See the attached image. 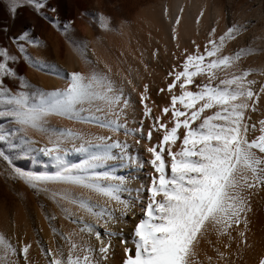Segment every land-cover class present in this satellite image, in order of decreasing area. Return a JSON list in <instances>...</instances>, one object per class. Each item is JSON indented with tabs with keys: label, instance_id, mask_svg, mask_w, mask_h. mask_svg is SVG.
Wrapping results in <instances>:
<instances>
[{
	"label": "snow or ice",
	"instance_id": "obj_1",
	"mask_svg": "<svg viewBox=\"0 0 264 264\" xmlns=\"http://www.w3.org/2000/svg\"><path fill=\"white\" fill-rule=\"evenodd\" d=\"M3 4L0 32L6 37L7 20L15 21L18 8L28 5L62 32L86 66V70L69 71L33 55L28 46L39 47L41 40L30 24L10 37L15 53L0 45V160L8 165L12 178L37 195L48 194L62 218L75 225L62 231L63 225L58 228L54 223L55 214H44L54 237L53 247H47L38 236L35 241L44 264H108L114 252L113 237L122 248L119 264H204L198 258L199 249L202 243L212 247V235L217 243L227 237L224 249L235 239L241 256L245 248H251L247 236L251 198L264 188V117L253 121L251 113L259 111L264 79L250 77H264V67L239 63L243 56L257 51L251 43L230 53L224 51L228 42L247 31L249 21L227 24L219 34L213 24L202 48L192 41V49L181 50L178 61L174 52L177 62L167 72L164 87L157 88L166 103L154 114L149 84L144 83L138 91L131 69L127 75L119 67L114 72L112 64L90 58L88 41L75 34L73 22L66 20L61 29L58 5L50 0H3ZM196 19L199 22L200 17ZM179 20L177 15L176 23ZM89 23L103 31H119L103 13L91 14ZM171 39H177L175 23ZM151 55L155 58L156 50ZM21 60L64 80V85L45 89L33 84L18 71ZM144 67L147 70L146 64ZM7 80L13 81L14 87H9ZM133 93L138 95L141 111L140 119L132 121L137 126L130 127L128 113L135 112ZM52 116L109 133L123 132L125 137L138 136L135 144L145 140L149 158L145 161L127 139L50 125ZM30 130L45 134L47 144L37 149ZM154 134L157 142L152 143ZM69 147L84 153L85 158L79 164L63 166V154ZM34 151L61 162L59 170L35 172L15 165L16 159ZM145 163L150 167L147 183L134 189L135 197L124 198L123 194L133 189L114 169H142ZM133 201L140 206L138 219ZM113 203L117 207H112ZM129 215L133 219L130 233L109 229L117 220L126 223ZM12 226L15 228L14 221ZM56 237L62 243L56 244ZM32 244L23 237L17 240L15 232L11 236L0 232V264H36L30 257ZM213 251L219 261H226L229 255L215 247ZM205 260L215 264L212 257L205 255ZM254 264H264V251Z\"/></svg>",
	"mask_w": 264,
	"mask_h": 264
},
{
	"label": "rangeland",
	"instance_id": "obj_2",
	"mask_svg": "<svg viewBox=\"0 0 264 264\" xmlns=\"http://www.w3.org/2000/svg\"><path fill=\"white\" fill-rule=\"evenodd\" d=\"M162 1L163 0H50L51 3L58 5V12H59L58 23L61 26V29L63 23L66 20H71L73 22L72 27L75 30V34L79 38L88 41L89 49H97L100 45L104 43V55H105L104 60L107 59L108 61L106 60V62L112 64L114 72L116 67L122 69L121 71H123L126 75L128 74L129 69H131V72H133L131 73V75L134 74L136 70L141 71L143 76L141 75V73L140 75L144 78L143 84L144 83L149 84V97H150V104L152 106L153 113L156 108L159 109L161 106H163V104L166 103V99H164L165 96L162 93L159 95L157 94V88L164 87L165 85L164 78L166 77L167 72L171 70L170 61L172 59V55H171L172 48H170L171 46L168 43L166 44L163 41V37L160 38L162 33L160 30H158L160 29L159 23L157 21L156 16H154V14H156L157 10L160 7V4H162ZM209 1L211 2L210 4H213V6H217L220 10H223L222 13L224 17H226L224 20V25L216 27L218 28L217 34L222 32L227 24H230L235 21H240V22L249 21V23L247 24V31L243 32L234 41L228 42L225 45L224 51L226 53H230L235 51L239 47H247L249 43H252V46L257 51L243 56L239 63L241 64L242 67H257V68L262 67L260 64L262 63V61H264V38H262L259 35V32L261 31L260 29L262 27L264 28V0H209ZM3 8H4L3 0H0V17L3 14L2 11ZM81 12H86L89 15L81 16L80 15ZM96 12L103 13L111 17L112 24L114 26H119V31H103L99 29L97 24L89 23V16ZM259 15H261V18L259 17ZM31 18L37 19L40 34L51 41H55L56 43V45L50 47V52L52 51L51 54L52 62H55V64L59 66L67 67L68 64L70 65V63L72 64L74 60L80 58L78 54L73 51L72 47L65 41L62 32L57 28L52 27L51 23L48 20L35 15L31 7L28 5L22 6L20 12H18L17 10L15 21H13L10 18L7 20V23L9 25L8 36L6 37L4 33L0 32V37L2 36L5 39H10V37L16 32V27L18 26L20 21L23 19H31ZM121 21H125L126 23L121 25L120 24ZM259 27L260 29L256 32L257 28ZM254 30H255V34H254ZM97 37H99V39H97ZM262 40L263 42L261 43L260 41ZM240 41L241 43H243L242 41H244L243 43L244 45L240 44ZM203 42H205V40H203ZM259 42L261 43V45ZM163 45L165 47H162ZM53 48L57 49L58 60H56L57 56ZM226 48H228V51ZM28 50L33 55H39L38 54L39 49L36 48L35 50L34 45L28 46ZM153 50H156L157 53L155 58H153L151 55ZM121 53H123V56H121ZM136 55L139 57H137ZM178 57L180 59V56ZM142 60L143 63H141ZM259 62L260 64H258ZM145 64L147 65V70H145L144 67ZM18 71L35 85H38L45 89L57 88L56 85L48 87L49 81H40L41 79L38 77L39 75L38 73L40 74L42 73L43 77L45 76L44 78H51L55 75L49 74V72L46 71H37L36 69L28 66L22 60L18 64ZM136 73L134 74L137 75L135 76V78L138 77L139 79L140 75ZM141 76L140 79H142ZM254 77L257 78L258 75ZM140 82H142V80ZM133 83L136 86L140 84L139 86H137V89L139 90L141 88L140 86L143 85L142 83H137V82L136 84L135 81ZM9 87H14L13 81L10 82ZM60 87H62L61 83H60ZM135 94L136 93H133V95ZM160 98H163L162 99L163 101H161ZM252 114L253 113H251V117ZM132 117L133 115L131 117H128L129 120L132 119L129 121L130 122L129 126L131 125V127L133 126L135 127L137 125L134 123L132 124L133 121ZM139 118L140 116L138 117L136 116L135 120L138 121ZM53 119H54V123H53ZM63 120H65L66 123L65 121H63L64 122L63 123L61 118L58 119V117L52 116L49 118V124L57 128L60 127L68 128V126L72 124L74 126H78L77 129L81 125V128L84 126L86 127V128L84 127L86 130L82 128L83 131L85 132H90V133L92 132L93 134L101 133L103 135H109L107 129H101L91 124L74 123L67 119H63ZM60 121L62 122V124L60 123ZM72 125H70V127H72ZM147 126L148 123L147 121H145L144 124L145 131H147ZM87 129H89L90 131H88ZM94 129H96V132L98 133L94 132ZM29 135L32 136L33 139L36 141L37 149L40 146L47 144L48 138L45 134L30 130ZM110 135H112V133H110ZM123 135H124L123 132H119L116 133V135H112V136H114V138L116 137L121 138L120 136H122L123 138ZM155 142H157L156 134L153 135V140H152V143ZM142 149L144 148L142 147ZM71 152H73V150L68 149V151L63 154V157L64 156L70 157L74 155L73 153L70 154ZM143 152L144 155L147 158H149L148 154L144 150ZM67 159L70 160V158ZM73 164L75 165L77 163H73ZM15 165L22 169L31 170L35 172L52 173L59 170L57 168L58 162H56V160L40 153L39 151H34L25 158L16 159ZM49 187L55 189L60 186L50 185ZM17 189H22L25 191L30 201V206L35 208V206L38 205L39 208L42 209L44 213H48L47 207H49L51 204L50 202H52V200L48 198V194L40 193L39 195H37L33 189L27 187L21 180L12 178L9 172L8 165L4 161L0 160V223H1L0 226L2 227L3 225L4 227L3 230H5L6 222L5 223L3 222L6 221L4 220L6 219L5 216L12 217L14 214L20 215L16 207L18 201L17 193H14V195L12 194L13 191H16ZM41 204L43 205V208L41 207ZM52 204L53 205H51V207L53 208L51 209V211L52 214H55L56 216L55 221L57 223V226L61 227V225L64 224L63 227H65L66 225V228L71 229L72 225L69 222L64 223L67 220H63L59 209L56 208L57 206L53 202ZM60 220L63 222H61Z\"/></svg>",
	"mask_w": 264,
	"mask_h": 264
},
{
	"label": "bare ground",
	"instance_id": "obj_3",
	"mask_svg": "<svg viewBox=\"0 0 264 264\" xmlns=\"http://www.w3.org/2000/svg\"><path fill=\"white\" fill-rule=\"evenodd\" d=\"M210 3L211 2L209 0H163L162 4H160L161 8L159 7V9L157 10L156 14H154V16H156L157 21L159 23L160 29H158V28L157 29L160 30L162 33L160 38L163 37V41L166 44L168 43L171 46L170 48H172V54H171L172 59L170 61V64H171L170 68H172L173 64L178 61V59H179L178 56H180L181 50H183V49L191 50L192 49V47H193L192 41H195L197 44H199L201 46V48L203 47V45H204L203 40H206V34L208 31L211 30L213 24H215L216 27L224 25V20L226 17H224V15L222 13L223 10H220L217 6H213V4H210ZM21 8L20 7L18 8V12H20ZM165 9H167V19L165 18ZM201 11H202V14H201ZM177 15L180 16V20L178 23H176V16ZM2 16H3V14L1 15V17ZM197 16L200 17L199 22H197V19H196ZM259 17L261 18V15H259ZM259 17H258V19H259ZM238 19H240V18H238ZM174 23L176 24V29H177V39L175 41H173L171 39V27H172V24H174ZM29 24L32 27V31L34 32V35L36 37H39V39L41 40V45L39 47L34 46L35 50H36V48L39 49L38 54L41 55L43 58L51 61L52 60L51 59L52 58L51 57L52 51L50 52V47H52L53 45H56V43H55V41H51V40L47 39L46 37H43L40 34L36 18L21 20L20 23L18 24V26L16 27V32L21 27H23L25 25H29ZM157 29H155V30H157ZM216 29H218V28H216ZM259 29H260V27L257 28L256 32ZM260 30L261 31L259 32V35L262 38H264V28L262 27ZM254 34H255V30H254ZM251 37H253V36H251ZM257 37H258V35H257ZM241 38H243V37H241ZM242 42L244 43V41H242ZM250 42H252V41H250ZM260 42L262 43L263 40ZM233 43H235V42H233ZM243 43H241V41H240V44H243ZM261 43H260V45H261ZM0 45L8 47L9 50L14 52V53L16 52V46L11 43L10 39H5L4 37L1 36L0 37ZM177 45L179 47H177ZM162 47H165V46L163 45ZM226 49L228 51V48H226ZM54 52L56 53V56H57V49H54ZM93 52L95 53V56H93ZM174 52L176 53L177 61L173 60V53ZM178 53H179V55H178ZM87 55L92 59L99 58V59L104 60V57H105V55H104V43L102 45H100L97 49H89L87 52ZM56 56H55V58H56ZM137 57H139V56H137ZM56 60H58V56H57ZM106 60H104V61H106ZM71 61H69V62H71ZM255 62H257V61H255ZM258 64H260V62ZM260 65L262 67H264V61H262V63ZM61 67L64 68L65 70H69V71L70 70H76V69L77 70H86V66L84 65V63L82 62V60L80 58H77L76 60H74L72 62V64L71 63H70V65L68 64L67 67H64V66H61ZM120 70H122V69H120ZM136 72L139 75L141 73V71H137V70H136ZM131 73H133V72H131ZM38 74H39L38 77L41 79L40 81H49L48 87L49 86H55V85L57 87H60V83L62 86L65 83L64 80L59 79L57 76H53L51 78H44L45 76L43 77L42 73L41 74L38 73ZM134 74L131 75L132 80H134L135 83L137 82V83L143 84V80H144V78L142 77L143 74L141 73L142 76L140 75L142 79H140L139 75H138L139 79H138V77L135 78V76H137V75H134ZM252 78L257 79L258 81L264 79V77L259 76V75L257 78L256 77H252ZM141 80H142V82H140ZM10 82H11V80L6 81V83L8 85H10ZM139 85H137V86H139ZM140 87H142V86H140ZM137 90L139 91V89H137ZM176 91L178 93V91H179L178 88L176 89ZM135 95H132L133 101L135 102V112L133 113L131 110H129V113H128V117H131L133 115V117H132L133 120H135L136 116L137 117L140 116V111H141L140 105L138 103V95H136V96ZM162 99L163 98H160L161 101H163ZM164 99H166V98H164ZM258 108H259V111L252 114V117H253L252 120L253 121L264 117V95H262L258 101ZM158 110L159 109L156 108L154 110V114L157 113ZM58 119H59V117H58ZM130 120H132V119H130ZM63 121H65V120L62 119V122ZM62 122L60 121L61 124H62ZM53 123H54V119H53ZM65 123H66V121H65ZM70 125H72V124H70ZM70 125L68 126V128L76 127L75 129H77V127H78V126H74V125H72V127H70ZM84 127H82V128H84ZM130 127H131V125H130ZM82 128L80 125L78 129H82ZM85 128H84V130H86ZM96 129H94V132H96ZM87 130L90 131L89 129H87ZM96 133H98V132H96ZM109 135H110V133H109ZM112 135H116V133H114V134L112 133ZM120 137L121 138H119V139H121V140L127 139L128 143L130 145H132V148L134 150L138 151L139 154L145 159V161L148 159L144 155V152H143L144 149H142V147L144 148L145 140H140V144H135V140L140 139L138 136L125 137V135H123V138H122V136H120ZM68 149L71 150L70 147ZM72 153L74 155H72L70 157L64 156L62 158L63 166L74 165L73 163L79 164L80 161L85 158L84 153L73 151L70 154H72ZM67 158H70V160ZM56 162H58V161H56ZM60 163L61 162H58V167H57L58 169H59ZM114 170L116 171L117 174L124 175L127 178L129 188L133 189V191L131 193L125 192L123 194V197L127 198L129 195L135 197L137 195V193L134 191V189L136 187L140 186L141 184L147 183V176H148V173L150 172V167L145 163L144 167L142 169L141 168H134V167H124L122 169L117 168ZM78 190L79 189H77V191ZM14 193H17L18 201H17L16 207H17L20 215L14 214L12 217L5 216L6 219H4V220H6V221H3L4 223L6 222L5 223V230H3L4 227L2 225V227L0 226V232H4L8 236H11L12 233L15 232V238L17 240L20 237H23L25 242L32 241L33 244H32V248L30 249V257L36 261V264H44V260L41 257L39 249L36 247V244H35L37 236L41 241L44 242V244L47 247H53L54 246L53 245L54 237L52 236V234L50 232L48 222L44 218L45 213L42 211V209L39 208L38 205H36L35 208L30 206V201H29L28 196L24 190L17 189L16 191H13L12 194L14 195ZM141 197H142V199L146 198L144 193H141ZM94 198H96V197H94ZM50 203H51L50 206L47 207L48 208L47 214H52L51 209L53 207H51V205H53V204H52V202H50ZM133 204L136 205V202L133 201ZM251 206H252V211L248 217V219H249V231L247 232L248 241L251 244V248H245L243 251V254L241 256V254L236 249L235 239L231 242L229 249H224L223 244L228 242L227 237H222L220 242L217 243L216 237L214 235H212L210 237V239L212 240V247L208 246L207 244L202 243L200 246V249H199L198 258L201 261H203L204 264H207V261L205 260V255L212 257L215 264H254V261H255V258L257 257V255L259 253H261L262 251H264V188H261V190L259 192H257L256 194H254L252 196ZM112 207H117V205L115 203H113ZM135 210L137 212V219H138L139 215L141 214L140 213V206L136 205ZM60 219H62V218H60ZM13 221L15 222V228H13V226H12ZM61 222H63V221H61ZM66 222H68V221H65L64 223H66ZM54 223H55L56 227L60 228L59 226H57L56 221H54ZM0 225H1V223H0ZM62 225H64V224H62ZM67 225H70V224H67ZM73 227H75V225H72V228ZM108 227L112 231L119 232L122 230L124 232V234L127 235L132 230L133 219H132L131 215H129L128 217H126V223H121L119 220H117V223H115V224L110 223L108 225ZM36 230H40L38 232V234H37ZM68 230H70V229L66 228V225H65V227L62 228V231H68ZM101 231H103V229H101ZM233 237H235V232H233ZM55 240H56V244L62 243L58 237H56ZM92 243L95 244L96 243L95 240H92ZM112 247L114 249V252L110 255V259H109L108 264H119L120 258L122 256V248H121V245H120L118 238H116V237L112 238ZM213 247L218 248L221 252L227 251L229 253L226 261L216 260V253L213 251ZM232 252H236V255L235 256L231 255Z\"/></svg>",
	"mask_w": 264,
	"mask_h": 264
}]
</instances>
